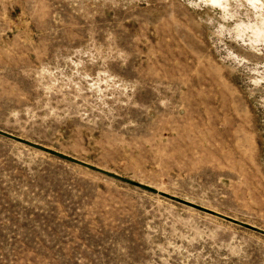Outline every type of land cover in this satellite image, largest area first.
I'll return each mask as SVG.
<instances>
[{
    "label": "rangeland",
    "instance_id": "1",
    "mask_svg": "<svg viewBox=\"0 0 264 264\" xmlns=\"http://www.w3.org/2000/svg\"><path fill=\"white\" fill-rule=\"evenodd\" d=\"M0 264H264V0H0Z\"/></svg>",
    "mask_w": 264,
    "mask_h": 264
}]
</instances>
